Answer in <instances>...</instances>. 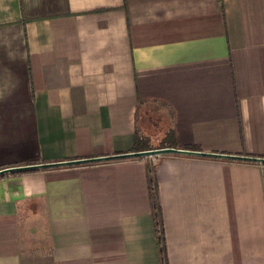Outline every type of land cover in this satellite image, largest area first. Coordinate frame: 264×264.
Segmentation results:
<instances>
[{"label":"crops","instance_id":"obj_1","mask_svg":"<svg viewBox=\"0 0 264 264\" xmlns=\"http://www.w3.org/2000/svg\"><path fill=\"white\" fill-rule=\"evenodd\" d=\"M0 264H264V0H0ZM222 156V157H216ZM38 166V165H33Z\"/></svg>","mask_w":264,"mask_h":264},{"label":"trees","instance_id":"obj_2","mask_svg":"<svg viewBox=\"0 0 264 264\" xmlns=\"http://www.w3.org/2000/svg\"><path fill=\"white\" fill-rule=\"evenodd\" d=\"M39 164L40 163L36 161V162L28 163L27 166H33ZM36 171L39 170L25 169L17 172H12L10 173V175H19L24 173L36 172ZM2 177L3 175H0V179ZM146 178H147L148 199L150 203L152 222H153V232H154V238L156 242V250L158 256V264H169L167 250H166L165 231H164L161 207L158 197V184L152 169L149 168L147 170Z\"/></svg>","mask_w":264,"mask_h":264},{"label":"water","instance_id":"obj_3","mask_svg":"<svg viewBox=\"0 0 264 264\" xmlns=\"http://www.w3.org/2000/svg\"><path fill=\"white\" fill-rule=\"evenodd\" d=\"M166 153H178L172 149H162V150H153V151H146V152H136V153H130V154H122V155H117V156H112L104 159H99V160H85V161H76V162H70V163H58V164H49V165H38V166H26L23 168L19 169H10V170H4L0 172V175H3L5 173H12V172H17L20 170H25V169H44V168H53V167H62L64 165H77V164H83V163H88V162H94V161H113V160H122V159H133V158H142V157H147V156H155L159 154H166ZM216 157H222V156H216Z\"/></svg>","mask_w":264,"mask_h":264}]
</instances>
